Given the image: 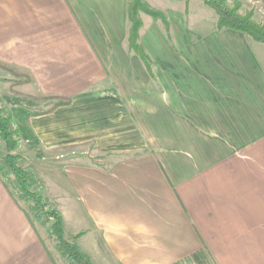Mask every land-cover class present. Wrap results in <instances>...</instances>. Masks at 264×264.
Instances as JSON below:
<instances>
[{
    "label": "crops",
    "instance_id": "obj_1",
    "mask_svg": "<svg viewBox=\"0 0 264 264\" xmlns=\"http://www.w3.org/2000/svg\"><path fill=\"white\" fill-rule=\"evenodd\" d=\"M127 7L0 0V63L70 98L26 118L51 153L65 233L122 264L204 246L220 264H264V42L168 7L170 35L152 15L140 29L152 76L128 45ZM22 206L0 176V264H57Z\"/></svg>",
    "mask_w": 264,
    "mask_h": 264
},
{
    "label": "rangeland",
    "instance_id": "obj_2",
    "mask_svg": "<svg viewBox=\"0 0 264 264\" xmlns=\"http://www.w3.org/2000/svg\"><path fill=\"white\" fill-rule=\"evenodd\" d=\"M145 3L149 5L152 10H156L161 12V17L158 19L162 23V15L165 16L168 25L170 27L171 21L166 13L165 9L168 7H174V9L187 13L188 23H193L200 27V23L202 21L206 23H211V19L214 18V21L217 19V13L215 9L207 4L204 0H144ZM225 2L229 6H233L235 2H238L240 5L236 8V11L239 13H247L251 11L252 18L261 21L264 23V0H225ZM128 8V7H127ZM128 14V9H127ZM140 17L142 24L144 20H146V16L152 15L149 12L141 10ZM153 16V15H152ZM129 20V18H128ZM163 25V23H162ZM142 26V25H141ZM163 28L165 29L164 25ZM130 29V20L128 26V33ZM141 29V27H140ZM170 31V29H169ZM128 41V35H127ZM129 45V41H128ZM0 94L2 99L4 100L5 107L7 110H11L13 113V125L17 127L19 130L18 142L14 148L13 153L19 154V161L22 164L27 165L36 179V183L31 185V188L39 191L42 195L47 196L48 199L54 204L61 205V200L57 199L53 196L52 193L49 192V188L52 186L50 183L54 181V176L51 172V165H46L47 163L51 164L50 160H46L47 154L50 155L46 150L41 148L36 149L35 143L33 144V139L31 138L27 126L26 118L32 113H39V111H43L48 107L52 106V104L56 101L54 98L45 96V93L36 88L34 85H31L32 80H30V75L27 70H24L20 67H16L10 63H0ZM33 136V135H32ZM71 148H62L61 153L69 152ZM6 152L5 143L0 139V157L3 153ZM40 157L42 165L36 167L37 162L35 158ZM45 157V158H42ZM33 165V166H32ZM41 167V169H40ZM13 175V174H12ZM10 178H13L11 176ZM6 179V178H5ZM10 188L12 189L16 198H18L21 204L27 208L29 206V201L22 196L18 189L15 188L12 181L6 180ZM57 208L59 209V207ZM60 210V209H59ZM34 224L40 233L41 237L46 242L48 250L52 257L55 259L57 264H69L67 260L60 255V252L55 247V240L52 237H49L44 226L40 225L38 221H34ZM68 235L69 234H66ZM86 243L91 245L90 254H88L91 258L93 264H122L118 262V260H114L108 254L105 249H96L94 247V241H90V239L86 238ZM209 251V250H208ZM208 257L203 258V262L195 261L191 256L190 258L185 257L182 260L177 261L174 264H220L216 258L209 251Z\"/></svg>",
    "mask_w": 264,
    "mask_h": 264
},
{
    "label": "trees",
    "instance_id": "obj_3",
    "mask_svg": "<svg viewBox=\"0 0 264 264\" xmlns=\"http://www.w3.org/2000/svg\"><path fill=\"white\" fill-rule=\"evenodd\" d=\"M212 6L217 13V26L232 27L245 31L253 39L264 42V23L252 18L251 11L239 13L236 8L240 5L235 2L229 6L225 0H204ZM141 10L149 12L154 17H161V12L152 10L144 0H128V18L130 20V29L128 33L129 47L137 52L146 64L147 69L154 76L152 67V57L146 50L140 39V27L142 25L140 12ZM162 23L168 35H170L169 25L162 15ZM45 96L54 98L56 101L45 112L52 110L55 106L69 103L70 98L56 93H46ZM19 130L13 125V113L7 110L4 100L0 94V139L4 141L6 152L0 157V176L13 182L20 194L29 201V206H22L31 222L38 221L44 226L49 237L55 240V247L69 264H93L90 256L84 252L77 243L79 233L74 235H65L63 227V216L61 211L54 205L47 196L42 195L39 191L31 188L36 183L31 169L19 161V154L13 153L16 143L18 142ZM13 174V175H12ZM13 176V178H10ZM6 178V179H5ZM8 184V183H7ZM209 251L206 246L193 251L190 256L195 261L203 262V258L208 257Z\"/></svg>",
    "mask_w": 264,
    "mask_h": 264
}]
</instances>
